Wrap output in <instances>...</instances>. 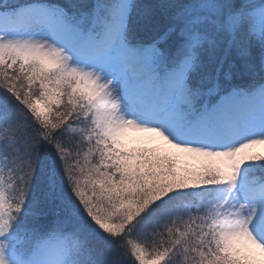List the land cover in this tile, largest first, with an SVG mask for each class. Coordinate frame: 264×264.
<instances>
[{
	"label": "snow or ice",
	"instance_id": "obj_1",
	"mask_svg": "<svg viewBox=\"0 0 264 264\" xmlns=\"http://www.w3.org/2000/svg\"><path fill=\"white\" fill-rule=\"evenodd\" d=\"M264 0H0V264H264Z\"/></svg>",
	"mask_w": 264,
	"mask_h": 264
},
{
	"label": "rangeland",
	"instance_id": "obj_2",
	"mask_svg": "<svg viewBox=\"0 0 264 264\" xmlns=\"http://www.w3.org/2000/svg\"><path fill=\"white\" fill-rule=\"evenodd\" d=\"M255 151L264 154V145H257V146L255 147Z\"/></svg>",
	"mask_w": 264,
	"mask_h": 264
}]
</instances>
